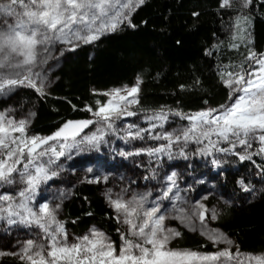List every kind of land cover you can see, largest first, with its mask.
<instances>
[{"label": "snow or ice", "instance_id": "6c2138e0", "mask_svg": "<svg viewBox=\"0 0 264 264\" xmlns=\"http://www.w3.org/2000/svg\"><path fill=\"white\" fill-rule=\"evenodd\" d=\"M146 3L147 0H0V99H11L20 90L28 89L37 101H46L52 84L49 61L59 62L65 52H75L124 27L137 28L133 16ZM261 3L264 5V0ZM252 5L253 0H220L219 4L221 9L239 13L234 38L246 46L253 43ZM200 15L199 11L191 12L194 18ZM239 47L238 43L231 44L233 49ZM204 54L212 56L214 51L205 49ZM217 75L230 89V103L212 107L206 99L207 107L188 113L179 107L145 109L141 105L139 76L132 86L103 93L93 90L106 100H97L95 108L84 106L92 118L68 119L50 135L29 133L37 115L33 110L35 102H19L16 107L0 110V237L15 234L14 250H0V257L13 256L20 264H264V253H242L227 234L205 225L209 215L213 221L221 215L215 206H209V197H215L228 184L233 185L232 199L224 201L226 206L237 200L252 203L258 196L264 198V53L250 48L244 62L237 66L229 63ZM197 86H203L199 78L193 84ZM180 87L183 90L186 86ZM28 103L32 107L25 113ZM141 113L147 127L123 123ZM173 117L187 124L167 127ZM116 140L129 147L114 146ZM148 141L156 143L149 145ZM135 142H141V146ZM102 150H111L133 162L146 156L148 174L141 178L149 183L155 181L151 189L143 192L131 188L136 181L118 192L106 190L105 199L112 211L108 218L120 225L116 229L119 244L95 226L70 240L65 222L59 219L71 193L54 186L65 182L63 173L69 171L66 162L74 155ZM178 158L186 161L185 170L192 176V183H187L184 173L175 170L174 165L168 164L165 169L168 161ZM201 165L216 172L215 183L198 193L200 198L193 205L191 193L197 192L196 185L206 184L205 179L194 175ZM142 166L141 161L137 167ZM100 167L104 165L86 167L79 182L107 184L109 177L99 173ZM71 171L76 169L72 167ZM169 218L192 231H196L198 220L202 235L214 245L226 247L213 252L169 247L173 239L181 236L179 230L166 225Z\"/></svg>", "mask_w": 264, "mask_h": 264}, {"label": "trees", "instance_id": "16d2710c", "mask_svg": "<svg viewBox=\"0 0 264 264\" xmlns=\"http://www.w3.org/2000/svg\"><path fill=\"white\" fill-rule=\"evenodd\" d=\"M219 4L220 0H147L146 5L133 16L137 28L124 27L102 36L93 44L82 45L75 52H65L59 62L53 60L49 63L52 84L51 96L46 101H37L31 90L22 89L11 99H0V110L10 105L16 107L19 102H35L33 110L37 115L32 120L29 133L50 135L68 119L92 118L84 106L90 104L95 108L97 100H106L105 96L94 94L93 90L103 93L116 87L132 86L138 76L142 80L141 105L147 110L168 106L179 107L185 113L194 112L208 106L204 103L206 99L212 107L228 104L230 89L220 82L217 72L229 63L237 66L244 62L250 48L257 53H264V5L261 0H253L250 7L253 43L246 46L234 38L237 35L235 25L239 13L236 10L221 9ZM192 11H199L200 17H192ZM240 23L242 27L243 21ZM177 40L181 41L179 45ZM233 43H238L240 47L231 48ZM205 49H212L214 55L205 56ZM197 78L203 86L194 88ZM181 85L186 87L182 90ZM72 105H76V108L73 109ZM30 107L32 103L27 104L25 113ZM128 119L125 121L147 127L143 113ZM178 124H187V121L173 117L167 127H176ZM135 143L141 146V142ZM147 143L154 145L156 142ZM114 146L129 147L119 140L115 141ZM255 159L260 163L258 157ZM141 161L143 166L137 167ZM101 162L104 167H100L99 171L109 177L107 184L79 182V178L85 175L86 167H96ZM245 163L252 167L249 162ZM168 164L184 173L183 179L187 183H192V176L187 175L185 170L186 161L179 158L168 161L166 170ZM66 166L69 171L63 173L65 182L54 188L59 187L71 193L64 201L59 215V219L65 222L69 238L88 233L95 226L119 244L116 229L120 225L115 219L108 218L112 211L106 202L105 192L109 188L117 191L126 188L130 181H136L131 184L135 191L151 189L155 181L149 183L141 178L148 174V158L138 157L133 162L131 158L123 160L111 150H102L100 153H83ZM72 167L76 169L75 172L71 171ZM201 173L205 175L201 176ZM194 175L197 179H205L206 184L196 185L197 192L191 193L193 205L200 198L198 193L202 194L204 188H212L216 172H210L209 168L201 165ZM232 187V184H228L220 188L215 197H209V206H215L221 215L215 221L209 215L206 221L213 229L224 232L235 241L242 253H264V198L258 196L252 203L237 200L226 206L224 201L232 199ZM88 212L93 215H87ZM73 220L76 222L73 223ZM176 229L181 232V236L170 242L171 248L213 252L226 247L221 244L217 248L205 236L190 231L184 225ZM232 251H236L235 246ZM0 264L20 262L13 256H7L0 260Z\"/></svg>", "mask_w": 264, "mask_h": 264}, {"label": "rangeland", "instance_id": "374dc122", "mask_svg": "<svg viewBox=\"0 0 264 264\" xmlns=\"http://www.w3.org/2000/svg\"><path fill=\"white\" fill-rule=\"evenodd\" d=\"M56 55L58 56V53H56ZM51 62H53V60L49 61V63H51ZM228 103H230V101H229ZM133 118H134V117H132V118L130 117V119H128V120H131V119H133ZM123 123L127 124V123H129V122L124 121ZM82 154H83V153H82ZM82 154L74 155L73 160H71V161H67L66 164H65V166H66V165H71L72 162H73L75 159H77V157H79V156L82 155ZM103 162H104V161H103ZM101 164H102V162H101ZM66 167H68V166H66ZM99 173L102 174V172H100V171H99ZM114 183H115V182H114ZM113 186H116V185L113 184ZM113 191H114V192H118L117 190H113ZM165 223H166V225H167L168 227H171V228H176V227H178L179 225H181L180 222H179L178 220H176V219H172V218L167 219V220L165 221ZM205 225H206L207 228L213 229V228L208 224L207 221L205 222ZM184 227H186V226H184ZM186 228L189 229L188 227H186ZM189 230H190V229H189ZM190 231H192V230H190ZM196 231L202 235V233H201V226H200V223H199L198 220L196 221ZM20 235L23 236L22 233H21ZM203 236H204V235H203ZM205 237H206V236H205ZM23 238H24V237H23ZM71 239H72V237H70V240H71ZM207 240H208V239H207ZM14 242H15V234H14L12 237H0V250H5V251H12V250H14V248H13ZM215 246L218 248V247L221 246V244H219V245H215ZM5 257H7V256L0 257V260H2V259L5 258Z\"/></svg>", "mask_w": 264, "mask_h": 264}, {"label": "water", "instance_id": "95a60500", "mask_svg": "<svg viewBox=\"0 0 264 264\" xmlns=\"http://www.w3.org/2000/svg\"><path fill=\"white\" fill-rule=\"evenodd\" d=\"M85 131H87V129Z\"/></svg>", "mask_w": 264, "mask_h": 264}]
</instances>
